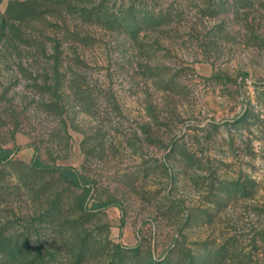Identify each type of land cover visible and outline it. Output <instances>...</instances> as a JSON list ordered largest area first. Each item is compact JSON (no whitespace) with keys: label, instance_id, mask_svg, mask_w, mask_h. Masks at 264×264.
I'll list each match as a JSON object with an SVG mask.
<instances>
[{"label":"rangeland","instance_id":"1","mask_svg":"<svg viewBox=\"0 0 264 264\" xmlns=\"http://www.w3.org/2000/svg\"><path fill=\"white\" fill-rule=\"evenodd\" d=\"M2 150L0 264H264V0H0Z\"/></svg>","mask_w":264,"mask_h":264},{"label":"trees","instance_id":"2","mask_svg":"<svg viewBox=\"0 0 264 264\" xmlns=\"http://www.w3.org/2000/svg\"><path fill=\"white\" fill-rule=\"evenodd\" d=\"M68 0H62V2L65 4L67 3ZM77 1V0H73ZM70 4V3H69ZM101 8V7H100ZM84 12L86 13L88 20L92 21L93 15L95 16L100 15L101 18L104 17L102 14V8H101V13L100 9L98 7L93 6L90 10L89 9H84ZM124 13V12H123ZM124 18L123 22L126 23V26L128 27H133V29L141 28L147 23H150L154 20V17L148 16V13L142 12L141 10H136L135 8H130L129 11L124 13ZM98 18V17H96ZM98 18V19H101ZM107 23H111L110 18L106 19ZM116 22V20L114 21ZM113 22V23H114ZM112 25V24H111ZM57 68V67H56ZM1 159L4 161H7L9 156H10V151L7 150H2L1 151ZM32 172H37V173H51L58 175L61 179L67 180L70 183H72L74 186H82L83 187V193L79 198L78 204L80 207H84L87 196L89 194L90 189L87 187V183L81 182L83 181V178L79 176L77 171L73 167H63V166H58V165H52V164H47L41 161L39 157H35L32 161L31 168ZM105 207L109 206L107 203L104 205ZM15 252H13L10 248H6L5 254H6V261H10L9 259L14 255ZM19 254L22 256V259H26V257H29L30 253L26 250H21L19 251ZM83 254H78V257H81ZM152 264V263H148ZM162 264H173L172 262H164Z\"/></svg>","mask_w":264,"mask_h":264}]
</instances>
